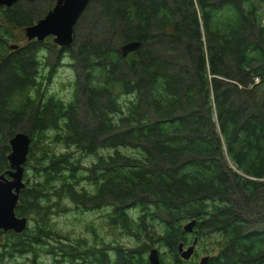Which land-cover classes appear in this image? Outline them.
<instances>
[{
  "label": "trees",
  "instance_id": "16d2710c",
  "mask_svg": "<svg viewBox=\"0 0 264 264\" xmlns=\"http://www.w3.org/2000/svg\"><path fill=\"white\" fill-rule=\"evenodd\" d=\"M52 6H0V172L10 137L31 139L16 207L30 224L0 231V264L22 255L37 264L41 254L55 264H150L152 245L187 263L177 244L192 242L183 231L192 219L196 245L221 237L207 264H264V0H90L71 46L11 49L13 29ZM65 57L75 75L67 102L45 89ZM85 156L94 158L86 168ZM66 201L109 209L108 224L134 244L60 234L52 217Z\"/></svg>",
  "mask_w": 264,
  "mask_h": 264
},
{
  "label": "water",
  "instance_id": "95a60500",
  "mask_svg": "<svg viewBox=\"0 0 264 264\" xmlns=\"http://www.w3.org/2000/svg\"><path fill=\"white\" fill-rule=\"evenodd\" d=\"M18 0H0V6L12 7ZM53 6L35 23L23 28L28 41L42 42L45 37L52 36L53 43L67 48L73 42V29L78 18L84 12L90 0H52ZM140 45L139 42H129L122 46L123 55L132 52ZM16 44L10 48L15 49ZM30 136L26 132H16L8 140L10 151L7 155L8 166L0 172V231L22 233L28 224L26 216H18L16 207L20 191L25 187L23 180L24 164L30 148ZM196 220L192 219L183 225V231L192 233ZM198 239L194 236L192 242L185 245L183 241L177 244V254L182 260H189L195 251ZM150 264H161L160 252L157 248H150L147 254ZM208 256H202L198 264H207Z\"/></svg>",
  "mask_w": 264,
  "mask_h": 264
},
{
  "label": "rangeland",
  "instance_id": "374dc122",
  "mask_svg": "<svg viewBox=\"0 0 264 264\" xmlns=\"http://www.w3.org/2000/svg\"><path fill=\"white\" fill-rule=\"evenodd\" d=\"M36 5L32 11L35 9V14L38 16L40 14L39 9H41V3L36 2ZM43 17V16H42ZM41 17V18H42ZM86 25L85 27H87ZM83 32V29L78 28V32ZM13 34L15 38L10 41V44H21L26 40L23 30L16 28L13 29ZM48 44L53 43V37L47 36L42 41ZM43 54V52H42ZM50 58H54V53L49 52ZM42 55V57H44ZM64 65L59 67L54 75H52L51 79L45 85V89L47 93L54 94L64 101H69L72 97V92L74 89V79L75 75L72 69L67 65L69 60L67 57L63 60ZM44 86V84H43ZM45 91V92H46ZM50 144V143H48ZM48 148H53L54 145H46ZM58 150L63 151L64 149L61 146L57 147ZM57 150V151H58ZM101 154H106L107 150L100 151ZM81 162L84 168L90 166L92 162H94V158L92 156H85L81 158ZM66 204L69 206V210L65 213H61L58 215H54L52 217V221L55 224V227L59 230V233L70 238H85L89 243H106L112 245H122V246H132L134 242L126 237L125 235H121L119 229L108 224L106 213L109 209L102 208L98 210H77L75 209L71 203L66 201ZM190 221V220H188ZM185 223V222H184ZM30 221L28 219V224ZM193 235L191 233L188 234L189 242L192 241ZM222 240L218 234H212L210 236L204 237L199 245L195 247L194 255L187 260V263L178 262L174 264H190V263H198L199 259L202 256H210L212 252H215L221 246ZM58 246V244H56ZM151 248H157L160 252V255L163 254V259L165 264H173V260L171 255L168 253V250L164 247H160L159 245H152ZM148 254V253H147ZM181 259V258H180ZM182 260V259H181ZM189 262V263H188ZM4 264H31L29 261V257L26 256H16L12 260H5ZM37 264H55L53 257L48 254H41L39 258H37ZM59 264H68L66 262H61Z\"/></svg>",
  "mask_w": 264,
  "mask_h": 264
},
{
  "label": "built area",
  "instance_id": "2783aa9c",
  "mask_svg": "<svg viewBox=\"0 0 264 264\" xmlns=\"http://www.w3.org/2000/svg\"><path fill=\"white\" fill-rule=\"evenodd\" d=\"M258 81H259L258 77H255L254 78V83H258Z\"/></svg>",
  "mask_w": 264,
  "mask_h": 264
},
{
  "label": "flooded vegetation",
  "instance_id": "af4514ba",
  "mask_svg": "<svg viewBox=\"0 0 264 264\" xmlns=\"http://www.w3.org/2000/svg\"><path fill=\"white\" fill-rule=\"evenodd\" d=\"M186 245H188V244H186ZM194 253H195V251H194ZM194 255V254H193Z\"/></svg>",
  "mask_w": 264,
  "mask_h": 264
}]
</instances>
